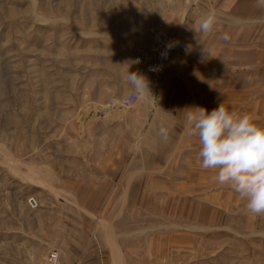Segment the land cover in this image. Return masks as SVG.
I'll return each mask as SVG.
<instances>
[{
	"label": "rangeland",
	"instance_id": "1",
	"mask_svg": "<svg viewBox=\"0 0 264 264\" xmlns=\"http://www.w3.org/2000/svg\"><path fill=\"white\" fill-rule=\"evenodd\" d=\"M163 2L0 0V264L63 257L68 221L85 207L111 213L100 220L147 207L153 217L133 218L199 225L211 264H264V216L201 168L198 138L185 132L190 108L221 103L264 125V85L234 89L232 103L162 104L166 69L155 79L136 57ZM129 72L149 88L131 108L121 104L134 91Z\"/></svg>",
	"mask_w": 264,
	"mask_h": 264
},
{
	"label": "crops",
	"instance_id": "2",
	"mask_svg": "<svg viewBox=\"0 0 264 264\" xmlns=\"http://www.w3.org/2000/svg\"><path fill=\"white\" fill-rule=\"evenodd\" d=\"M162 4L160 22L174 39L161 76L162 104L217 103L218 98L232 103L234 89L243 93L264 85V6L258 0H164ZM209 11H215L216 23L211 32L201 33L197 21ZM225 34L228 40L223 39ZM167 115L161 121L167 123ZM133 178L139 179L128 181L154 180ZM148 210L118 207L112 210V219L105 220H100V214L108 212L105 208L100 212L85 207L81 217L70 215L68 252L63 253L62 264H211L209 256L201 254L199 225L160 217H150L154 220L150 224L148 219L133 218L153 217Z\"/></svg>",
	"mask_w": 264,
	"mask_h": 264
},
{
	"label": "clouds",
	"instance_id": "3",
	"mask_svg": "<svg viewBox=\"0 0 264 264\" xmlns=\"http://www.w3.org/2000/svg\"><path fill=\"white\" fill-rule=\"evenodd\" d=\"M264 6V0H258ZM216 23L215 11H209L197 21L201 33L212 31ZM223 39L228 40L227 34ZM158 70V66L150 67ZM135 93L143 97L149 91L148 81L138 72L126 77ZM185 132L198 138L197 159L204 170H215L216 181L228 185L246 201V211L264 216V125L250 114H237L224 103L210 112L203 107L190 108L186 116ZM159 135L166 141L167 128L161 126Z\"/></svg>",
	"mask_w": 264,
	"mask_h": 264
},
{
	"label": "built area",
	"instance_id": "4",
	"mask_svg": "<svg viewBox=\"0 0 264 264\" xmlns=\"http://www.w3.org/2000/svg\"><path fill=\"white\" fill-rule=\"evenodd\" d=\"M147 34L149 37L148 43L136 57V62L157 79L168 66L174 39L161 22L149 26ZM153 66H158V70L150 71V67ZM138 99L139 96L135 91H130L121 99V104L124 107L131 108L137 103ZM38 264H62L60 252L57 249H50Z\"/></svg>",
	"mask_w": 264,
	"mask_h": 264
}]
</instances>
